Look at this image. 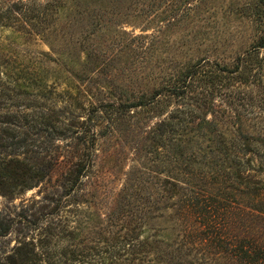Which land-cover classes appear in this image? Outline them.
Listing matches in <instances>:
<instances>
[{
  "label": "trees",
  "instance_id": "1",
  "mask_svg": "<svg viewBox=\"0 0 264 264\" xmlns=\"http://www.w3.org/2000/svg\"><path fill=\"white\" fill-rule=\"evenodd\" d=\"M123 1L134 20L153 19L155 0ZM237 1L225 5L231 14L242 12L255 30L249 35L254 44L230 64L205 55L194 63L177 62L172 69L164 66L157 74L149 68L156 54L153 40L142 47L132 43L138 39L133 36L121 48L129 57L142 50L143 89L130 86L119 103L89 102L87 118L80 123L87 124L96 112L101 119L94 115V122L103 127L102 135L139 130L147 156L128 170L102 213L94 203L97 181L89 177L97 136L86 129L89 125L76 127L75 109L84 92L79 83L108 63L105 51L86 44L76 67V59L63 58L62 37L91 10L119 9L120 2L109 0L112 6L107 7L106 0H0L1 31L8 30L7 36L21 44L35 40L49 46L34 63L7 64L0 71L3 96L11 101L7 112L0 113V190L21 194L49 181L52 172L57 182L50 196L54 207L30 223L40 228L36 241L17 240L0 264H264V56L256 54L264 47V0H248L241 7ZM203 4L207 2L200 0ZM101 13L88 25L101 30L106 25ZM8 53L0 47V66ZM45 61H54L58 70L50 73ZM216 77L234 87L230 109H210L212 102L195 91L198 83ZM169 97L182 105L154 116L155 107ZM58 100L60 107L55 106ZM25 102L34 109L18 114ZM130 112L134 115L126 118ZM149 117L159 118L146 129L142 123ZM57 137L62 146L55 144ZM69 203L75 220L62 217ZM7 228L0 223L2 231Z\"/></svg>",
  "mask_w": 264,
  "mask_h": 264
},
{
  "label": "rangeland",
  "instance_id": "2",
  "mask_svg": "<svg viewBox=\"0 0 264 264\" xmlns=\"http://www.w3.org/2000/svg\"><path fill=\"white\" fill-rule=\"evenodd\" d=\"M203 1H206L207 4L199 6L200 0H155L154 10L150 13L154 17L146 23L145 20L137 21L127 15L130 12L129 9L125 8L127 2L117 0L120 2L119 9L107 8L104 13L91 10L89 15L85 17V22L79 19L80 21H76L75 24L64 30L62 37L63 58H66L67 61L76 59L78 64L76 67L80 68L81 61L85 57L82 51L87 47L86 44H92L93 47L105 51L103 57L108 63L104 68L98 66L96 71L90 73L91 77L85 78L83 82L79 83L78 79L76 81V85L79 83L81 89L84 90L81 97L82 102L79 101L75 109V113L79 115V124L76 127L89 125L86 129L89 130V133L94 132L97 136L94 146V163L89 171V177L91 180L93 178L94 181H97V196L94 203H97L98 206L95 207L102 213L109 210L112 197L121 189L128 170L137 164V159L142 160L143 157L147 156L142 150L144 135L139 130L135 133L132 132L133 129L129 128L123 134L102 135L103 127L97 124L96 120L94 122V115L100 118V113L97 114L96 112H92V119L87 124L80 123L87 118L90 108L89 102L94 103L96 99H105L119 103L122 95L128 94L127 90L130 89V86L133 85L134 91L143 89L140 81V79L142 80V72H144L142 69V50L137 49L135 55L131 54L129 57L126 49L121 48H124L125 45L128 46L127 43L133 36L138 39L132 43L142 47L153 40L156 54L150 62L149 68H151L150 71L158 74L161 68L165 69L164 66L172 69L177 62L181 65L187 62L194 63L205 55L210 61L225 59L226 63L230 64L236 54H240L249 48L251 43L254 44L249 35H253L255 30L247 24V19L241 16L242 12L237 11L231 14L225 5L227 0ZM246 1L248 0H238L237 5L239 2V7H241ZM249 1L252 2L253 0ZM107 2L109 0H106ZM108 6H112V4L107 3ZM99 13L102 15L100 17H104L106 21V25L101 30L94 24L88 25L98 20ZM234 17H237V21L233 19ZM205 20L209 24H206ZM81 27H84V34H88L86 40L82 38L83 36L81 37L83 35ZM238 31L243 32L239 34ZM9 34L8 30H0V47L9 49L7 58L3 60L4 63H1L0 71L7 64L17 66L20 62L30 65L34 63L38 52L49 51L48 44L44 42L33 40L21 44L7 36ZM237 35L239 36L238 41L235 39ZM224 37L232 38L233 42H223ZM256 54H259L260 57L264 56V47L259 49ZM50 56L53 57V55ZM163 60L165 61L164 64ZM161 64H163L162 67ZM44 65L50 70V73L59 68L54 61H45ZM130 69H134V73H131ZM4 79L5 76L1 73L0 84L3 83L2 80ZM86 83L87 86H85ZM197 85L196 93L203 92L207 96L206 99L214 105L210 109L216 111L219 108L230 109L233 106L230 102L234 87L227 88L225 81L216 77L213 82L203 81ZM253 88L255 92L256 85ZM199 95L202 96L200 93ZM42 101L41 99L36 106H41ZM163 102L162 106L155 107L154 116L159 113L166 115L173 107L181 106L183 101H174L172 97H169ZM10 103L11 101L3 96V87L0 85L1 114L7 112L6 108ZM234 105L236 106V102ZM55 106H62L60 100ZM21 107L22 109L18 113L21 115L30 114L34 109L32 104L27 106V102L21 104ZM237 107L240 109L241 105ZM11 108L15 110L13 105ZM233 111L235 110L233 109ZM129 115L134 114L130 112L126 118ZM251 115L252 113H249V116ZM158 118L149 117L142 124L148 129V125H152ZM2 119L3 116H0V120ZM3 125L4 123H2L1 128ZM21 129L23 128L21 127ZM55 139V144L62 146L64 141L58 137ZM2 150L3 148L0 147V151ZM2 155L0 152V157ZM20 156L22 157V155ZM56 183L55 172H52L49 181L27 189L21 194L8 195L0 190V223L5 226L8 225V230L2 231L0 229V260H3L4 256L10 253L17 240L24 238L25 241L32 239L36 241L40 228L36 229L30 223H37L42 219L44 210L48 211L54 207L55 202L50 201V196L56 187ZM87 187L85 186V188ZM72 209V204H67L64 207L65 212L62 213V217L66 215L69 219L75 220V207L73 211H70ZM59 245L61 246L62 243Z\"/></svg>",
  "mask_w": 264,
  "mask_h": 264
}]
</instances>
